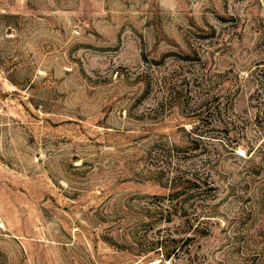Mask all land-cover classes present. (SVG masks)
<instances>
[{"label": "rangeland", "instance_id": "1", "mask_svg": "<svg viewBox=\"0 0 264 264\" xmlns=\"http://www.w3.org/2000/svg\"><path fill=\"white\" fill-rule=\"evenodd\" d=\"M0 264H264V0H0Z\"/></svg>", "mask_w": 264, "mask_h": 264}, {"label": "trees", "instance_id": "2", "mask_svg": "<svg viewBox=\"0 0 264 264\" xmlns=\"http://www.w3.org/2000/svg\"><path fill=\"white\" fill-rule=\"evenodd\" d=\"M197 134L201 137V134ZM237 142L238 141L234 144ZM203 179L204 178L197 175L196 172H192L190 176H188L187 173L168 174L166 182L163 184L167 187V192L160 195V198L167 199V201H170L172 204L183 210H187L192 206L195 207L197 206V190H200L203 186ZM194 217L196 218L197 215ZM167 219H170V216H168ZM159 241L160 240L157 239L156 243ZM165 256L167 257L168 255L166 254Z\"/></svg>", "mask_w": 264, "mask_h": 264}]
</instances>
